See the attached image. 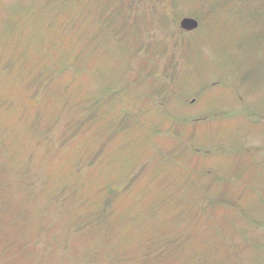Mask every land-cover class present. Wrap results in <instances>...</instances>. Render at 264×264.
Returning a JSON list of instances; mask_svg holds the SVG:
<instances>
[{"label": "rangeland", "instance_id": "rangeland-1", "mask_svg": "<svg viewBox=\"0 0 264 264\" xmlns=\"http://www.w3.org/2000/svg\"><path fill=\"white\" fill-rule=\"evenodd\" d=\"M9 1L10 0H0V106H5L6 104L11 105L14 101L18 100L22 103L25 102V96H18L17 92L12 91V87H16L20 91L26 93L29 99L38 98L41 93L51 94L62 86L65 100L64 102L57 100V98L46 100L49 108L48 111L35 115L32 110L25 109L19 115L22 118H18L8 111L0 110V125H5V132L3 135H0V144L5 146L7 140L10 149L20 151V153L14 157V162L18 167L16 171L26 176L25 181L19 184L16 196H29L30 188L37 187V191H33L37 192L35 201H30L29 203L23 202L20 206L19 203L22 199L17 203L13 201L8 190V182L11 183L13 172L10 171L7 165H4L6 161L5 155L0 150V264H39L38 262L42 260V254L45 252L26 250L29 248L28 244H30V242L28 244L25 243L27 240L24 234H27V231L28 234L31 235L30 237H32L34 231L37 229L36 224H38V230L42 232L43 236L45 235L44 231L48 228L57 230V223H53L49 226V223L44 218H32L35 205L41 206L43 204L41 199L45 197L44 181L47 186L54 183L57 185V188L60 187L63 191V201L61 202L62 209L60 211V203L57 201V210L52 213L53 221L57 222V213L58 217L60 213V217L63 218L59 225L60 231H62L68 223L67 216L71 213L74 215L71 220L72 231L70 236H67V248L61 252V257L59 258L61 264H76L73 258L82 262L89 261L90 264H105L102 259V257L106 256L103 255L104 248L111 247L113 251L120 253L124 244H126L130 250V247L137 246L141 242L144 244H149V242L154 243L155 241L160 243L163 239L160 233L154 235L150 233V227H147L145 223L136 226L129 219V216L132 215L139 206L145 205V202L143 201L140 204L131 201L126 194L135 192L136 185L126 186L128 183H144L143 178L148 179L155 171V164L158 163L157 157L159 155L170 153L168 157L176 161L178 160L177 157L179 153L184 150V146L181 144L182 142H187L185 151L187 150V152L190 153L191 150L194 149L198 153V151L201 150L194 147L200 146L201 143L205 144L204 141H207L205 144L206 150L200 153L203 155H210L205 158L202 156L200 158L197 157L196 160L200 159L202 166L205 168H193L192 172L196 174V179L199 182L202 181L200 183L206 187H208L210 183H204L205 181L219 183V185L212 183L210 189L212 193L219 195L221 193L220 185L228 181L230 184L226 185V188H228L226 192L227 197L230 198L237 195V198H239L243 193L246 194L241 202L234 201L239 207L237 211L234 209H225L223 206V198L220 197L218 205L221 209L218 218L221 220L222 225H225L226 216H229L237 220L239 226L249 230L247 237H245V234L244 237L236 235L231 245L237 247L243 246V248L247 246L245 248L248 250V253L246 257L243 258L246 261L251 251L250 247H256V263L264 264V213H262L264 197H261L264 195L262 192V190H264V172L255 176L253 172L251 173L249 167V162L251 160L249 154L255 157L256 163L264 156V151L260 149V145L262 146V143H264V120L252 119L251 127L247 128L245 123L246 119L244 118L245 115L241 117L238 114L239 111L247 112L249 110L252 112L251 115H248L249 117H262V114L253 113V110L259 113H262L264 110V87L262 93H260L261 88L258 89V82H252V90L247 89V85H239L238 91H243L245 95H243V98L238 99L235 93H225L222 86L220 90H218L219 87L216 86H212L213 88H210L212 89L210 90L209 87L204 84L199 85V79H191V77L187 79L181 77L179 79L177 76L178 74L186 73L185 64H179L175 68L167 65V63L171 64L174 61L172 58L174 55L182 51V44L180 42L185 44L190 40L191 43H194L195 39H199L197 37L202 33L201 30L196 35L194 33L184 34L179 31L177 26V23H179L182 17H194L192 14L194 7L192 5L196 0H194L191 5L183 2V0L126 1V17L129 15L128 12L130 9L134 10L135 15L146 10L150 18H158L154 11H157L159 14L166 13L169 16L173 28L152 26L150 25L151 19H149L147 27L140 31L139 36H141L143 32H150V34L146 36V40H151L155 47L154 52L158 51L159 54V60L154 61V64L150 61V58L155 55L151 53L152 48L140 43L136 45L135 43H131L135 38L134 30L129 29L125 31L122 34V39L128 43L110 52L105 48V56L109 54V61L115 64H109L107 69L105 63L101 64L102 61H99L93 54H86L87 51L80 50L83 57L89 56L83 60V63L69 64V62L70 59L76 60V58L81 55L78 51V46L73 47L72 44H75L78 35H80L78 31L82 22L87 21L89 16L99 15V9L102 8L101 3H105L106 7L109 8L113 6L115 0H80L79 3H77V0H57V6H62L64 8L67 20L73 23L71 26H73L74 29L72 32L74 36L72 37L71 44H69L68 41L65 42L63 39H59L58 46L56 42L48 49L38 46L34 42L35 37L30 34L37 25L36 22L32 23L30 21L33 20V16L35 17L37 15V11L43 7V0H35L33 4H25L21 0H17L14 5L8 6L11 10L7 9L6 4L3 5L5 2ZM210 1L212 5L216 7L218 14L221 15V13H223L221 15L223 18L222 20L213 17L214 21L211 24L216 23L219 29L225 30L226 35H232L235 30H237L238 33L258 30L259 26L254 23V21L258 19L257 15H259L256 9L262 7L264 12V0H252L254 6L252 13L254 21L250 20V18L248 20L241 18L237 27H234L235 20L230 19L240 18L239 15L241 14L239 7H241L243 0ZM119 3L120 0H116V5ZM205 4L207 3H198L196 9L203 11V5ZM207 7L205 11L208 10ZM21 10L22 15H17ZM81 10L89 13L92 11V14L89 15L87 12H81ZM10 12L17 16L12 19ZM207 13L208 12H205V15ZM52 14H56V10H53ZM121 15L124 14L122 13ZM13 20H18L21 25H23L18 31H16L17 27ZM60 22L61 20L58 19L57 22L46 24L44 37L51 38L58 35L57 24ZM91 22L90 37L92 39L94 38L95 29L97 28V40L110 45L116 44L117 38L110 34L107 25L98 18L91 19ZM174 28L177 29V32ZM111 29L116 30V26H112ZM23 33L25 35H22ZM29 34L31 36H29ZM213 34L214 33H210L208 30V34L202 37V40L206 41ZM107 35H110V39H107ZM67 37L70 38V36ZM161 40L163 41L164 47L162 50H159L158 42ZM230 40H232V38ZM200 42V40L195 41V43ZM137 49L140 50L138 51ZM99 52L101 55L104 51L99 49ZM189 52L192 56L189 60L188 70L189 72H197L191 67V64L196 59L198 47L195 48V52L192 49H189ZM237 52L240 56H221L217 58L219 64L216 68L231 66L232 68L238 69L239 74L243 77L246 72V67L243 65L245 60V47L243 44H239ZM206 53L208 54V51ZM39 54H41L43 58L41 61L35 58ZM162 57H166L167 59L163 60ZM57 61L62 63V65H57ZM198 62L202 63L200 60ZM97 64L101 65L96 68L95 66ZM67 68L72 70L61 71ZM205 71L206 73L202 76L203 78L201 80L207 85H215L214 83L218 84L216 81L217 79L223 80V77L216 69L207 68ZM16 76H18L17 80L12 82V79ZM227 76L229 77V75ZM228 81L231 83L232 79H228ZM103 88L107 91L108 95L116 94L119 90H122L116 99L112 96V98L105 96L101 97V103L105 107H112L119 101L124 108L123 103L125 102L126 108L123 115L128 117L133 116L135 118L137 115L144 118L149 115L153 108L158 107L162 101H165L173 111L174 108L176 111H179V116L176 114V120L180 121V125L183 127L178 130L175 128L170 130V135L174 138L167 139L172 142L167 144L166 150L158 145L157 147H159V149L154 150L155 145L153 139L144 138L142 135L140 136V144L142 145L146 140L149 143V148L139 150L136 154L135 163L132 166L136 168L134 171L140 169L143 172H136L145 175L148 174L147 176H138L135 178H132L130 176L131 174L127 176L126 171L124 173V167L116 165L113 162L115 155L106 156L102 160H99L102 158V151L100 152V149L106 145V139L101 141L99 147L93 149L94 158L91 162L89 161V168L86 169L85 164L87 161L84 158V153L88 151L89 142L85 143L84 140L80 138L72 141L70 144L69 140L65 141L63 135L67 132L68 126L75 125L79 127L78 124L73 121L74 118L83 123L88 121L89 118L93 120L92 114H95V110L91 108L90 104L92 101L100 99ZM63 89L66 90L64 91ZM68 92L72 94L73 99L76 101H72L70 97H67ZM221 92L225 94H220ZM81 100H84V103H87V105L72 110L73 115L69 114L66 116V113L71 111V105H79L78 101ZM172 102L174 104H181L183 109H188L186 110L187 113L193 118H184L183 116H187V114L184 113L181 108L177 106L174 107L171 104ZM23 106L27 107L24 103ZM166 107L167 106H165V108ZM204 108L207 112L203 111ZM233 108L238 111L236 116L232 115L235 114L232 110ZM199 113L202 114L195 116ZM204 113H207L208 117L205 116ZM248 114H250V112ZM171 117L174 118L173 116ZM28 121H30L31 127L28 131H25ZM236 122L241 130L240 137H238V133L232 136V126ZM148 123L147 121L142 122L139 125L140 131L151 128L148 127ZM37 127H40L45 135L42 144L35 138V129ZM165 131L166 128L164 126H159L157 134ZM143 134L147 135V132ZM233 137L237 139L233 140ZM163 138H166V136ZM184 139L186 141H184ZM234 142H237V146L240 145L244 148L242 151L240 148L239 151L243 153H241L238 158L239 162L242 163V169L248 168V172L241 170L240 176L238 174L236 176L235 168H233V170L223 169V166L229 158V155L225 153L233 154V151L226 147L232 146ZM115 143L120 146V140L117 139ZM66 145H68V149L71 151L70 154L64 152ZM159 151L162 154H159ZM116 155L118 162L123 164L125 161L123 156L119 153H116ZM242 155L243 157L241 158ZM58 156H61V161H57L56 158H58ZM191 156L192 155H188V157ZM107 158L109 159V166L105 167V160ZM236 159L237 158L234 157L229 161V164H235ZM63 165L69 167V175L78 182V187L75 188L70 185L62 176H57V181H54V172L52 175L47 171L48 169H58ZM232 165L228 168L233 167ZM20 168H25L29 170V172H20ZM207 168H211V171ZM91 172L95 175L97 181L102 182L103 180L101 177H105L107 174L108 180H119L122 182L116 186L113 184L101 183L98 186L100 197L93 200L86 196L87 191L97 184L92 180L93 175ZM116 176L119 177L117 178ZM148 182L157 185V187L163 184L159 178H156L153 182ZM248 188L251 189L250 191H252V193ZM193 190L194 188H191L190 192ZM160 191L171 196L168 204H171L173 211L177 210V202L180 199L176 201L177 197H174L175 192L170 193L162 189ZM189 195H192V193H189ZM249 198H255L258 201L247 207L250 203L247 202ZM111 204L120 206L115 210L120 212L123 217L122 221L116 222V226L113 229V231L119 232L117 236L114 235L115 232L106 234L102 225L96 223L99 220L92 221V224L79 223L78 215L82 212L94 207L98 208L101 205L108 210H113L111 209ZM229 205L233 207V204ZM18 206L21 208V211H17ZM25 207L31 210L29 219L26 218L27 214L23 211ZM224 209L225 212L220 215ZM17 219L21 220L22 223H13V221L15 222ZM157 221L159 222V220ZM149 225H151V229L154 226L161 227L158 226L159 224L156 225V221H151ZM182 225H186L185 213L183 214ZM176 228L181 229V227ZM227 228L232 230V227L229 225H227ZM122 229H126V231L121 233L120 230ZM22 232L23 235L19 234L17 237V233ZM30 237L29 239L31 240ZM134 237L142 241H134ZM235 253L236 252H234V255ZM139 254L140 249L133 254L128 253L127 260L130 262L121 261V264H148V262L145 261L148 257L144 254L139 259ZM50 261L44 260L43 262L44 264H53Z\"/></svg>", "mask_w": 264, "mask_h": 264}, {"label": "trees", "instance_id": "trees-1", "mask_svg": "<svg viewBox=\"0 0 264 264\" xmlns=\"http://www.w3.org/2000/svg\"><path fill=\"white\" fill-rule=\"evenodd\" d=\"M46 19V20H45ZM61 20L59 24H57V33L58 35L53 36L51 38L44 37V32L46 30L45 25L50 24L51 22H57V20ZM37 23L34 30L30 33L35 37L34 42L45 49L50 48L57 42V46L59 44V39H63L65 42H69L71 44V38L69 36L72 22L67 20L65 13H57L52 14L47 11V7L43 5L41 9L37 11V15L33 20ZM15 26L18 31L23 25L16 20ZM69 32V33H68ZM68 33V34H66ZM80 35H78L77 44H80L81 40H85L83 45L79 46L81 51H88L87 47L91 46L92 49H97L98 47L105 46L108 51L118 48L119 46H124L126 41L123 39L116 42L115 45L106 44L103 41H94L92 38L82 37L80 30L78 31ZM29 34V36H31ZM66 34V35H65ZM22 35H25L24 33ZM80 36V37H79ZM67 40V41H66ZM251 40L259 41V37L257 35H252L250 37L242 38V41L245 43H249ZM94 42V43H93ZM134 43V42H132ZM221 53L224 57L230 56V50L223 48ZM50 57V56H49ZM35 58L41 61L42 55L39 54ZM53 58V57H52ZM78 60V57H77ZM244 67L248 65V58L244 60ZM260 64H252V68L250 71L245 72L242 77V80H249L251 78H257ZM194 77L191 76V79ZM59 88L62 89V86ZM57 89V99L60 101L61 96L63 94L60 89ZM64 91L66 89H63ZM104 90V88H103ZM102 90V91H103ZM54 92L51 94L41 93L38 98H29L27 102H23L27 107L23 106L21 101H14L9 111L14 114H21L25 109H30L33 112H45L48 111V104L46 100H49ZM106 97V91H103L100 94V99L93 101L90 105L93 110H95V116L98 117V121L100 125L95 129L96 134L100 136L102 139H106V142L114 144V142L120 138V146L114 144L115 149L117 151V147L120 152L128 159L131 165L135 163L136 154L140 149L149 148L148 141H144L142 145L140 144L141 137L137 133L141 130L138 118L128 117L120 114L118 111L115 113L112 109L108 108L105 110V106L101 103V97ZM4 104V103H3ZM4 105L0 106V110L4 111ZM72 114V111L67 112L66 116ZM116 114V115H115ZM73 115V114H72ZM78 125H81L83 122H79L74 120ZM150 120H147L149 122ZM149 124V123H148ZM235 131H239L238 129L233 128ZM3 127L0 125V133H2ZM70 131L73 133L67 137V139L73 138L75 135L79 134V138L83 139L84 142H89L88 150L84 153L85 160H89L92 157L91 153V145L92 139L86 134L84 131L79 132L75 130L74 127H70ZM149 134V137L154 141V145L156 146V138L158 128L146 130ZM233 134V133H232ZM129 135V136H128ZM133 135V136H132ZM234 135V134H233ZM131 136V137H130ZM237 138L233 137V140ZM236 145L237 142H234ZM3 149V144H0V150ZM185 150V149H184ZM160 152V151H159ZM66 154H70L71 151L68 149L65 151ZM162 154V153H159ZM167 156H170V153H166ZM183 158L180 166L172 165L171 161L168 157L164 155H159V159L163 160L159 163L161 167L167 169L166 166H163L166 162L171 166L169 168V173L172 178L169 177L168 183L163 184L160 188L157 185H153L147 180L144 183L136 184L135 192L125 194L126 196L135 203L145 202V205L139 206L132 215L129 216V219L134 225H140L145 223L147 227L151 225L149 223L159 218L158 226L162 227L160 233L164 237V247L159 249V244L155 241L149 242V244H144L143 242L139 243L138 246L127 247L124 244L121 248L120 253H117L112 250L111 247H107L103 249L102 257L105 264H121V261H127L128 253H134L139 251L138 255L139 259L145 254L148 258L145 260L148 264H250L246 261L243 256V246L237 247L231 245V242L235 240L236 235H243V231L239 223L234 218L226 216V223L222 225L221 220L218 218L221 207L218 205V200L220 197L223 198V206L225 209H234L237 211L239 208L234 201L241 202L243 198L246 196L245 193L239 198L237 195L233 197L227 198L226 192L228 188V182H223V187H221V193L219 195H215L210 192L212 183L209 184L208 187L196 181V174L192 172L193 168H197V166L191 164L188 159V155L186 151H182L179 153L177 157L178 160ZM57 161H61V156H58ZM121 164L120 162H118ZM229 161L225 163V167H229ZM251 172L255 170V166L249 164ZM160 168H156L153 173H156ZM240 166L235 168V171H238ZM145 171V170H144ZM257 171V170H255ZM143 172V171H139ZM255 173H258L255 172ZM58 176H62L68 182V175L61 173ZM70 184V183H69ZM114 186L117 183H112ZM215 184V183H213ZM71 185V184H70ZM219 185V184H215ZM75 188L78 187V182H76ZM194 188L192 192L190 189ZM60 191L61 188L59 187ZM165 190L166 192H175L174 197H177V210L173 211L171 208V204L169 203L170 195L167 193H162L160 190ZM250 191L251 189L248 188ZM89 194V198L96 200L100 197L99 193H93L89 190L87 191ZM192 193V195H189ZM227 199V200H225ZM234 199V200H233ZM229 204H233V207H230ZM101 207V208H100ZM98 208H92L86 210L78 215V221L81 224H92V221L99 220L96 223H100L102 228L106 234H110L116 226L117 221H122L123 217L120 212L116 211L120 206L116 204H111V209L108 210L104 206H100ZM116 209V210H115ZM225 209L220 213L223 214ZM186 214V225H182L183 214ZM72 214V213H71ZM73 215V214H72ZM74 216V215H73ZM156 224V225H157ZM181 227V229L176 230L177 228L172 229V226ZM227 225L232 227V230L227 228ZM183 229V231H181ZM126 229L120 230L121 233L125 232ZM133 234L132 232H130ZM151 233V231H150ZM119 234L118 231L114 233L115 236ZM134 241H142L139 238L134 237ZM234 252L235 255H234ZM75 253V252H74ZM76 254V253H75ZM76 264H90L89 261L82 262L79 260H73ZM144 262V261H143ZM57 264H61V262H57Z\"/></svg>", "mask_w": 264, "mask_h": 264}, {"label": "water", "instance_id": "water-1", "mask_svg": "<svg viewBox=\"0 0 264 264\" xmlns=\"http://www.w3.org/2000/svg\"><path fill=\"white\" fill-rule=\"evenodd\" d=\"M191 24H192V22L189 21V20H183L182 21V26L183 27H191Z\"/></svg>", "mask_w": 264, "mask_h": 264}]
</instances>
